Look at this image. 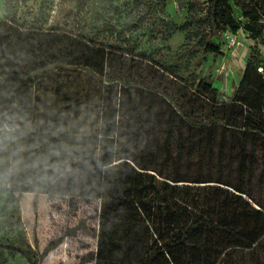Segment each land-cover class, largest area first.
<instances>
[{
	"label": "rangeland",
	"instance_id": "rangeland-1",
	"mask_svg": "<svg viewBox=\"0 0 264 264\" xmlns=\"http://www.w3.org/2000/svg\"><path fill=\"white\" fill-rule=\"evenodd\" d=\"M208 2H20L25 17L43 3L50 25L106 45L107 62L103 76L50 68L35 82L31 110L0 128V264H95L88 255L97 248L101 202L80 196L72 208L67 190L78 194V177L50 187L60 175L54 166L64 172L125 156L166 175L220 179L264 201V132L243 135L247 117L264 129V0H228L241 26L215 36L204 33ZM187 23L200 25L198 33L182 29ZM207 42L223 54L205 52ZM83 218L87 228L67 235Z\"/></svg>",
	"mask_w": 264,
	"mask_h": 264
},
{
	"label": "trees",
	"instance_id": "trees-1",
	"mask_svg": "<svg viewBox=\"0 0 264 264\" xmlns=\"http://www.w3.org/2000/svg\"><path fill=\"white\" fill-rule=\"evenodd\" d=\"M28 1L6 0V15L0 19L2 129L8 117L31 110L35 82L50 68L69 66L102 76L105 72L106 45L50 25L43 3L37 16L25 17L19 4ZM153 14L158 15L157 9ZM250 19L258 21L260 15L252 14ZM207 25L204 33L215 36L225 26L237 31L241 22L233 16L228 0H209ZM198 27L187 23L182 29L198 33ZM204 47L207 53L223 54L211 42ZM9 125L17 129L11 122ZM245 127V137L249 131L264 132L250 117ZM70 170L50 187L68 177L71 184L70 177L77 175L78 194L67 190L71 207L77 206L80 196L100 200L94 229L97 248L88 255L95 264H264V201L252 191L220 179H191L178 172L166 175L125 156L95 159ZM240 171L245 172V164ZM86 228L83 218L66 234ZM63 239L49 241L40 259ZM20 254L31 259V253ZM248 256L253 257L252 263L242 260Z\"/></svg>",
	"mask_w": 264,
	"mask_h": 264
},
{
	"label": "clouds",
	"instance_id": "clouds-1",
	"mask_svg": "<svg viewBox=\"0 0 264 264\" xmlns=\"http://www.w3.org/2000/svg\"><path fill=\"white\" fill-rule=\"evenodd\" d=\"M58 155V153H57ZM54 171L59 173L60 175H63L64 173L60 171V168L58 166H54ZM65 171H71L70 169H65Z\"/></svg>",
	"mask_w": 264,
	"mask_h": 264
}]
</instances>
